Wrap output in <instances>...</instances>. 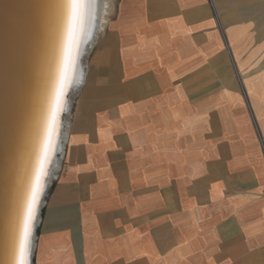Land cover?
Returning <instances> with one entry per match:
<instances>
[{"label":"crops","instance_id":"crops-1","mask_svg":"<svg viewBox=\"0 0 264 264\" xmlns=\"http://www.w3.org/2000/svg\"><path fill=\"white\" fill-rule=\"evenodd\" d=\"M83 64L33 264H264V5L117 0Z\"/></svg>","mask_w":264,"mask_h":264},{"label":"bare ground","instance_id":"bare-ground-1","mask_svg":"<svg viewBox=\"0 0 264 264\" xmlns=\"http://www.w3.org/2000/svg\"><path fill=\"white\" fill-rule=\"evenodd\" d=\"M23 1L21 30L17 36L18 57L13 70L14 84L2 114L0 264H18L23 220L42 155L49 110L68 28L69 0ZM110 7L111 0H88L76 65V75L81 77V82L77 84L74 78L65 97L64 109L59 115L55 147L47 165L43 191L32 223L31 250L27 264H33L35 229L40 219V209L63 153L67 124L63 115L69 114V95L82 83L83 57L88 46L97 38L98 31L103 29Z\"/></svg>","mask_w":264,"mask_h":264},{"label":"snow or ice","instance_id":"snow-or-ice-1","mask_svg":"<svg viewBox=\"0 0 264 264\" xmlns=\"http://www.w3.org/2000/svg\"><path fill=\"white\" fill-rule=\"evenodd\" d=\"M87 8L88 0H69L68 28L61 56L60 71L53 92L52 105L49 110L42 155L39 160L37 172L30 192L29 203L23 220L19 243L18 264H27V257L30 254L32 223L35 218L39 197L43 191V180L47 175V165L55 147L59 128V115L64 109L67 91L73 84L74 78L77 84L81 82V77L76 75V65L81 36L84 33V22Z\"/></svg>","mask_w":264,"mask_h":264},{"label":"water","instance_id":"water-1","mask_svg":"<svg viewBox=\"0 0 264 264\" xmlns=\"http://www.w3.org/2000/svg\"><path fill=\"white\" fill-rule=\"evenodd\" d=\"M23 2V0H0V138L3 134L2 114L5 112L3 106L6 105L14 84L13 70L18 57L17 36L21 30Z\"/></svg>","mask_w":264,"mask_h":264},{"label":"rangeland","instance_id":"rangeland-1","mask_svg":"<svg viewBox=\"0 0 264 264\" xmlns=\"http://www.w3.org/2000/svg\"><path fill=\"white\" fill-rule=\"evenodd\" d=\"M117 0H111V7H110V11L112 10L113 6L115 5ZM255 1V5L257 6L258 4H263L264 5V0H254ZM75 98V91L72 92L70 95H69V99L70 101L73 100ZM63 118L64 120L68 121L69 119V114L68 113H65L63 115ZM53 179V178H52Z\"/></svg>","mask_w":264,"mask_h":264}]
</instances>
